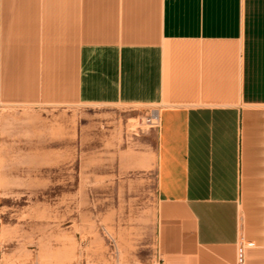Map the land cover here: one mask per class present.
Segmentation results:
<instances>
[{
  "label": "crops",
  "instance_id": "1",
  "mask_svg": "<svg viewBox=\"0 0 264 264\" xmlns=\"http://www.w3.org/2000/svg\"><path fill=\"white\" fill-rule=\"evenodd\" d=\"M40 66L60 103L160 109L161 264H264V0H0V98Z\"/></svg>",
  "mask_w": 264,
  "mask_h": 264
},
{
  "label": "rangeland",
  "instance_id": "2",
  "mask_svg": "<svg viewBox=\"0 0 264 264\" xmlns=\"http://www.w3.org/2000/svg\"><path fill=\"white\" fill-rule=\"evenodd\" d=\"M156 109L60 103L53 67H9L0 264H161Z\"/></svg>",
  "mask_w": 264,
  "mask_h": 264
},
{
  "label": "built area",
  "instance_id": "3",
  "mask_svg": "<svg viewBox=\"0 0 264 264\" xmlns=\"http://www.w3.org/2000/svg\"><path fill=\"white\" fill-rule=\"evenodd\" d=\"M154 112H160V109L153 110L151 116H149L146 120V124L151 128H159L160 127V120H157L154 118L153 113ZM245 251L246 247L241 246L238 250V264H244L245 263Z\"/></svg>",
  "mask_w": 264,
  "mask_h": 264
},
{
  "label": "bare ground",
  "instance_id": "4",
  "mask_svg": "<svg viewBox=\"0 0 264 264\" xmlns=\"http://www.w3.org/2000/svg\"><path fill=\"white\" fill-rule=\"evenodd\" d=\"M153 116L155 119L157 120H160V112H154L153 113ZM68 254V253H67ZM65 255V254H62V256ZM68 257V256H67ZM73 258V256H71ZM70 259V258H69ZM72 260V259H71Z\"/></svg>",
  "mask_w": 264,
  "mask_h": 264
}]
</instances>
